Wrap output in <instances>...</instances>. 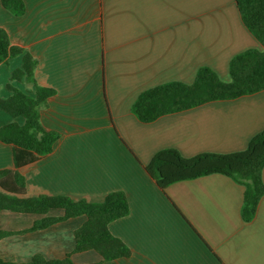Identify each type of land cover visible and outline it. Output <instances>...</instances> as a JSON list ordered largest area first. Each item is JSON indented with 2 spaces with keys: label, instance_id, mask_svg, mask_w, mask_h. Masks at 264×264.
<instances>
[{
  "label": "crops",
  "instance_id": "obj_1",
  "mask_svg": "<svg viewBox=\"0 0 264 264\" xmlns=\"http://www.w3.org/2000/svg\"><path fill=\"white\" fill-rule=\"evenodd\" d=\"M14 16L0 3V28L10 44L36 65L34 83L11 80L22 54L0 65L6 85L34 96L35 85L53 90L40 110L43 127L59 133L50 154L17 169L25 198L67 196L101 202L125 193L129 213L108 225L129 257L102 262L93 250L74 253V231L84 216L43 230L0 239V260L27 263L34 255L75 264H264V195L255 217H241L244 187L213 174L164 190L145 172L155 153L183 157L245 149L264 130V90L213 101L141 123L131 112L137 96L169 82L190 84L199 67L229 82V62L262 50L244 26L235 0H23ZM13 119L0 110V128ZM13 170L12 147L0 142V171ZM264 182V168L262 171ZM47 214L0 211V231L22 232Z\"/></svg>",
  "mask_w": 264,
  "mask_h": 264
},
{
  "label": "trees",
  "instance_id": "obj_2",
  "mask_svg": "<svg viewBox=\"0 0 264 264\" xmlns=\"http://www.w3.org/2000/svg\"><path fill=\"white\" fill-rule=\"evenodd\" d=\"M2 7L14 16L25 12L23 0H0ZM241 20L249 33L260 43L262 50L248 49L235 55L229 62V82H223L208 67H199L190 84L169 82L141 92L131 106L132 114L141 123H152L161 116L185 111L213 101L233 100L264 90V0H235ZM22 54V66L12 72L11 80L34 83V59L10 44L7 33L0 28V65ZM11 94L0 97V110L13 119L22 118L20 125L12 122L0 128V142L12 147L13 170L0 171V211L19 214L45 215L59 209L58 218L43 217L22 232L0 231V239L29 231L43 230L50 225L84 216V224L74 231V253L93 250L102 262L126 258L130 250L118 238L111 235L108 225L128 215L129 204L125 193H107L98 203L72 200L67 196L25 198V180L17 169L50 154L59 133L46 129L40 122V110L47 105L53 90L35 85L34 96L6 85ZM264 168V130L255 134L245 149L217 154L201 153L183 157L176 149H162L143 166L145 172L164 190L171 184L213 174L226 176L244 187L241 217L251 221L264 195L262 171ZM0 264H75L70 255L62 259H44L34 255L27 263L0 260Z\"/></svg>",
  "mask_w": 264,
  "mask_h": 264
}]
</instances>
